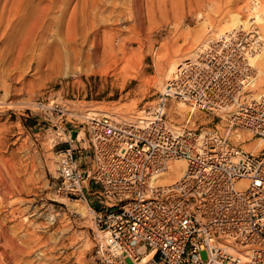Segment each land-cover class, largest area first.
Wrapping results in <instances>:
<instances>
[{"label":"rangeland","instance_id":"rangeland-1","mask_svg":"<svg viewBox=\"0 0 264 264\" xmlns=\"http://www.w3.org/2000/svg\"><path fill=\"white\" fill-rule=\"evenodd\" d=\"M262 1L0 0V264H90L92 223L53 190L55 152L81 138L83 115L127 123L158 109L173 126L226 132L217 115L164 96L165 84L199 47L258 16L250 92L263 93ZM34 101H53L62 115L37 112ZM227 141L264 151L245 130L230 129Z\"/></svg>","mask_w":264,"mask_h":264},{"label":"built area","instance_id":"built-area-1","mask_svg":"<svg viewBox=\"0 0 264 264\" xmlns=\"http://www.w3.org/2000/svg\"><path fill=\"white\" fill-rule=\"evenodd\" d=\"M246 40L209 41L165 84L164 96L217 115L225 133L173 126L158 109L127 123L85 114L81 138L55 152V195L92 223L90 264H264V151L227 141L232 128L264 141ZM32 107L62 115L53 101ZM175 161L183 171L166 184Z\"/></svg>","mask_w":264,"mask_h":264},{"label":"bare ground","instance_id":"bare-ground-1","mask_svg":"<svg viewBox=\"0 0 264 264\" xmlns=\"http://www.w3.org/2000/svg\"><path fill=\"white\" fill-rule=\"evenodd\" d=\"M263 5H264V1H262L261 2ZM259 6H260V4H259ZM261 7V6H260ZM263 7V6H262ZM264 9V8H263ZM259 10H260V8H259ZM261 12H263L264 13V11H261ZM262 13V14H263ZM263 16H264V14H263ZM260 19V18H259ZM261 20V19H260ZM243 22H245V21H243ZM258 22V16H251L245 23H243L242 25H241V27H240V29L234 34V35H232L229 39H227V40H223V41H225V42H227V46L229 47L231 44H232V42L234 41V40H239V39H241V38H244V37H246V41H247V43H249L250 41H253L252 42V46H253V49H254V52L253 53H255L256 51H257V48H258V43H259V39H260V34H259V32L258 31H255V29L254 28H252L251 29V27L249 26V25H251L252 26V24H254V23H257ZM264 22V21H263ZM260 23V22H259ZM258 24V23H257ZM262 24V23H261ZM249 26V27H248ZM253 27V26H252ZM213 52H214V50H213V47L212 48H210L207 52H206V55H207V57H209L208 59H211V56L213 55ZM258 52V51H257ZM256 52V53H257ZM252 53V54H253ZM255 53V54H256ZM258 55V54H257ZM260 58H262L263 56H259ZM258 57V58H259ZM189 58L190 57H188V58H186V59H184L182 62H180L179 64H182L183 66H186V64L187 63H185L186 61H188L189 60ZM259 58V59H260ZM264 58V57H263ZM257 60V59H256ZM260 60H262V59H260ZM251 61H252V57L251 56H249V64H250V66H251V68H252V70L254 69V66H253V64L251 63ZM259 61V60H258ZM167 67H169L170 69H171V67L173 68V66H174V63L171 61H169V60H167ZM178 64V65H179ZM177 65V66H178ZM164 66V65H163ZM166 66V65H165ZM176 66V67H177ZM213 66H216V64H213ZM176 67H175V69H176ZM212 68V67H211ZM165 69V68H164ZM175 69L173 70V71H175ZM173 71H172V73H173ZM253 72H256L255 70L253 71ZM172 73L170 74V77H169V79L171 78V75H172ZM168 79V80H169ZM252 84H253V80H252ZM264 93V92H263ZM263 93H259L258 94V96L259 95H261V94H263ZM182 106H185L184 104H181ZM142 113H144V111L142 112ZM141 113V114H142ZM113 117V116H112ZM115 118V117H114ZM116 119V118H115ZM202 131V130H201ZM257 140H259V139H257ZM260 141H263V140H260ZM1 159V158H0ZM183 168H184V165H183V162L182 161H175V162H173L171 165H170V173H168L167 174V176H166V178H165V182L164 183H166V184H168V183H172L173 181H175L180 175H181V173H182V171H183ZM70 205H72L71 207L72 208H70V210H71V212H73L74 214H77V215H79V216H81L85 211V209L82 207V206H80L79 204H75V203H73V204H70ZM79 247H81V245L79 246ZM40 257H41V254L38 252L37 253V250L36 251H34L33 252V258H34V261H38V260H40Z\"/></svg>","mask_w":264,"mask_h":264}]
</instances>
